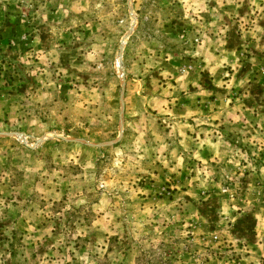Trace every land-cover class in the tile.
<instances>
[{"label": "rangeland", "instance_id": "obj_1", "mask_svg": "<svg viewBox=\"0 0 264 264\" xmlns=\"http://www.w3.org/2000/svg\"><path fill=\"white\" fill-rule=\"evenodd\" d=\"M262 110L264 0H0V264H264Z\"/></svg>", "mask_w": 264, "mask_h": 264}, {"label": "crops", "instance_id": "obj_2", "mask_svg": "<svg viewBox=\"0 0 264 264\" xmlns=\"http://www.w3.org/2000/svg\"><path fill=\"white\" fill-rule=\"evenodd\" d=\"M213 99L216 100V98H213ZM232 112L236 113V109H232L231 106L229 105H225V107L223 108H218L217 106H215V108L211 107L210 111H208L207 113L201 112V109L197 108V106L196 108H194L193 106L191 107V105H188L183 108L182 114L184 118L182 120L186 121L184 126L185 125L189 126V127H185L184 134L186 137L189 138V140L191 139V135H188L186 130H190V128L198 124L197 128L195 127H194L195 129L193 128L194 132H199L196 136L198 137V141H196L194 138H193V141L194 143L199 144L200 149H198L196 152L199 158L209 159L215 155V151L218 150L219 145H222V146L225 144L228 146L230 145L228 142L225 141L226 139L219 137L221 135L214 137V138H211V137L209 138L208 136H206L207 133L206 134L204 133L206 132V127L203 124H209V123L208 122L202 123L206 121V119L203 117H205L206 115H209L210 116L209 118H211L212 120L211 122L212 125L214 123V126L216 125L219 126L220 124H224L223 122H226V117L230 116ZM262 114H264V110H262ZM191 120H197V121L193 123ZM230 124L233 125V123H230Z\"/></svg>", "mask_w": 264, "mask_h": 264}]
</instances>
